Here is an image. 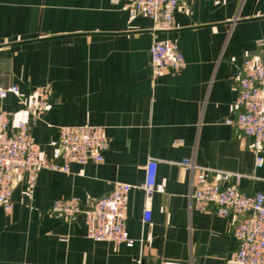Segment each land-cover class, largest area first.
Listing matches in <instances>:
<instances>
[{
    "label": "crops",
    "instance_id": "0c3cea01",
    "mask_svg": "<svg viewBox=\"0 0 264 264\" xmlns=\"http://www.w3.org/2000/svg\"><path fill=\"white\" fill-rule=\"evenodd\" d=\"M127 0H0V87L18 86L2 108L11 125L28 121L23 102L52 86L32 136L51 156L62 126L106 128L101 164L41 170L30 190L19 178L14 212L0 207V264H237L233 220L199 211L192 199L200 167L242 174L246 194L264 192L263 162L252 141L225 120L237 115L242 63L264 53V0H182L172 25L131 17ZM156 37L177 44L186 67L154 83L149 50ZM156 160L151 221L144 222L148 160ZM184 164L195 168L188 169ZM116 182L132 186L129 248L87 237L84 214L51 212L77 196L84 208Z\"/></svg>",
    "mask_w": 264,
    "mask_h": 264
},
{
    "label": "built area",
    "instance_id": "2783aa9c",
    "mask_svg": "<svg viewBox=\"0 0 264 264\" xmlns=\"http://www.w3.org/2000/svg\"><path fill=\"white\" fill-rule=\"evenodd\" d=\"M182 0H127L131 17H149L154 31L169 28ZM150 75L155 83L165 72L177 74L185 69V56L179 46L153 37L149 50ZM52 86H37L30 101L23 102L28 121L11 125V112L2 104L9 95L20 97L18 86L0 87V207L6 215L14 212L13 191L17 179H25L30 190L36 186L41 170L68 173L73 163L90 161L101 164L109 149L106 128L89 124L62 126L55 150L51 156L35 143L32 128L37 125L51 102ZM238 113L225 123L249 137L258 154L257 165L263 162L264 150V53L247 56L242 63V75L236 98ZM194 169L191 164H184ZM156 160L146 165L144 222L151 221V203L155 193L166 192L156 180ZM192 199L203 213L216 214L233 220V236L237 247L232 260L237 264H264V192L246 194L240 189L242 174L200 167ZM132 186L116 182L112 191L97 199L90 208H84L77 196L56 200L51 212L72 219L84 214L87 237L95 242H111L132 248L135 241L127 230V208Z\"/></svg>",
    "mask_w": 264,
    "mask_h": 264
}]
</instances>
